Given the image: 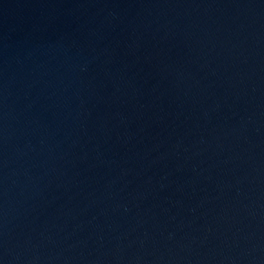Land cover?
<instances>
[{
	"label": "water",
	"instance_id": "obj_1",
	"mask_svg": "<svg viewBox=\"0 0 264 264\" xmlns=\"http://www.w3.org/2000/svg\"><path fill=\"white\" fill-rule=\"evenodd\" d=\"M0 264H264V0H0Z\"/></svg>",
	"mask_w": 264,
	"mask_h": 264
}]
</instances>
